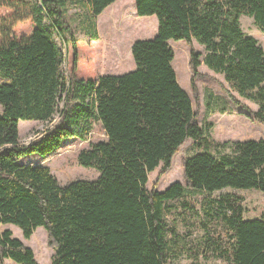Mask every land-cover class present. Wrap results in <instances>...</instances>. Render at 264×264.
Returning <instances> with one entry per match:
<instances>
[{
    "label": "trees",
    "instance_id": "16d2710c",
    "mask_svg": "<svg viewBox=\"0 0 264 264\" xmlns=\"http://www.w3.org/2000/svg\"><path fill=\"white\" fill-rule=\"evenodd\" d=\"M135 2L139 16L155 15L159 22L155 37L132 45L135 69L80 79L78 30L97 38L102 13L99 23L110 13V24L120 19L138 25L130 0H41L40 5L0 0V12L6 11L0 14V264L7 259L39 264L33 250L4 225L18 227L26 239L42 227L54 251L50 264H184L183 258L187 264H264V216L246 218L241 195L206 197L199 205L203 212L187 196V191L264 192V139L211 140L178 81L169 44L189 45L195 96L203 62L224 76L231 91L257 104L248 116L264 126V48L241 27L247 15L264 32V0ZM118 3L115 12L106 10ZM149 20L147 32L154 29ZM55 32L73 52L69 76ZM194 41L205 47L203 61ZM57 114L58 122L21 144L20 121L48 123ZM96 124L108 139L78 157L81 166L99 171L94 181L62 186L48 166L19 161L46 156L73 137L83 139ZM189 140L201 151L182 161L184 182L164 191L149 189V175L158 168L166 173ZM184 199L169 222L168 216L176 215L172 202ZM197 231L201 235L193 237Z\"/></svg>",
    "mask_w": 264,
    "mask_h": 264
},
{
    "label": "rangeland",
    "instance_id": "374dc122",
    "mask_svg": "<svg viewBox=\"0 0 264 264\" xmlns=\"http://www.w3.org/2000/svg\"><path fill=\"white\" fill-rule=\"evenodd\" d=\"M41 4V0H31ZM117 1V0H116ZM131 8L135 10L138 25L131 26L122 24L121 20H117V24H110L109 14L104 15L101 23L100 16L97 17V38H91L85 35L84 30H78L77 47L78 60L76 75L80 79H95L101 75H122L135 69L136 65L132 56V45L141 39L153 38L157 35L159 22L155 15L139 16L136 10L135 0H130ZM115 3V2H114ZM113 3V4H114ZM110 5L106 8L112 13L117 10L121 3L116 6ZM114 6V7H113ZM108 10V12H110ZM105 11V10H104ZM103 11V12H104ZM0 12V14H4ZM79 12V10H78ZM69 16H75V9H71ZM146 18H150L154 29L151 32L144 30ZM49 25L50 21L47 20ZM241 27L243 31L254 37L258 43L264 48V32L257 26L255 20L247 15L241 17ZM55 39L61 47L64 54L63 71L66 76L71 74L73 68V52L66 48L63 40L57 32ZM174 51L175 58L173 60V68L176 72L178 81L182 88L189 94L192 99L194 108L199 112V124L205 129L208 137L216 142H233L245 140H261L264 139V126L257 122L254 118L248 116L250 111L258 109L257 104L251 100L241 97L231 91L224 80V76L210 70L202 62L200 70L204 77L196 80V86L199 96H195L192 86V71L189 67L190 47L184 41H169ZM196 51L202 54V61L206 53L205 47L199 42L194 41ZM4 80L0 77V82ZM233 95L239 103L235 102ZM3 106L0 104V116L3 114ZM60 119L57 114L51 122L40 123L37 121H20V141L21 144L27 145L32 140L38 138L40 133L46 128L54 125ZM226 120H231L229 126H224ZM233 123L232 126H230ZM108 137L100 124H96L91 132L85 138L73 137L62 143L59 148L46 156L30 155L21 158L19 161L26 165H45L48 166L52 174L57 178L59 183L64 186L76 180L94 181L100 176L99 171L93 168H86L80 165L78 157L84 149H88L93 143L105 141ZM201 149L193 140L187 141L182 145L179 151L174 155L170 169L162 174L160 169H156L149 175L148 188H156L164 191L174 182H184V172L182 161L192 156ZM235 191L244 198V206L246 209V218H259L264 216V192L257 190H231L226 189L217 191L212 194L202 192L187 191V196L193 197L194 207L199 212V205L206 197H218L220 194ZM183 201L172 202L175 207V213L181 211ZM178 214L168 216V221L177 218ZM2 229H10L15 238L20 239L26 246L30 247L39 264H50L53 259L54 251L48 247L47 232L42 228H38L30 239L23 236L22 231L14 225H4ZM179 230L186 232L185 227L180 224ZM192 231V229H190ZM201 235V232H194L193 237ZM183 263H189L188 259L183 258ZM5 264H17L7 259Z\"/></svg>",
    "mask_w": 264,
    "mask_h": 264
}]
</instances>
